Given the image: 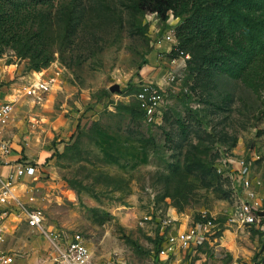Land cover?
<instances>
[{
	"label": "rangeland",
	"instance_id": "374dc122",
	"mask_svg": "<svg viewBox=\"0 0 264 264\" xmlns=\"http://www.w3.org/2000/svg\"><path fill=\"white\" fill-rule=\"evenodd\" d=\"M34 2L43 10L53 59L35 70L29 58L5 48L0 59L14 77L0 87H9V99L16 100L12 145L39 171L32 180L21 179L17 191L42 209L44 228L81 234L89 264H156L162 221L206 213L219 229L192 264H228L262 251L264 218L257 228H238L228 220L237 157L261 181L264 207L259 77L210 66L204 42L182 44L186 15L170 9L162 17L142 0ZM254 11L232 8L233 36L242 25L239 17L252 19ZM173 58L181 66L174 81L164 84L163 119L154 124L134 94L139 83L157 82ZM37 74L47 83L39 100L24 92ZM112 85L118 90L110 91ZM12 220L6 249L28 252L26 261L15 264L36 263L49 242L22 215Z\"/></svg>",
	"mask_w": 264,
	"mask_h": 264
},
{
	"label": "built area",
	"instance_id": "2783aa9c",
	"mask_svg": "<svg viewBox=\"0 0 264 264\" xmlns=\"http://www.w3.org/2000/svg\"><path fill=\"white\" fill-rule=\"evenodd\" d=\"M168 14L173 18L172 12ZM170 37L168 36V39ZM180 66L181 64L173 58L171 69L166 70L157 82H141L137 85L135 100L149 122L154 124L162 122L165 107L164 84L174 81L175 70ZM46 84L38 75L24 88V92L27 96L39 100ZM15 102V99L0 102V157L7 156L12 150L8 132L14 121ZM0 162L8 166L5 174L0 173V264H12L17 256L5 247L11 215L17 217L22 215L27 225L38 229L49 242L46 256L36 264H89L91 254L84 237L79 233L68 236L64 232L44 228L42 209L31 205L32 197L23 201L17 191L21 179L28 177L32 180L38 174L37 165L23 160L22 157L15 161ZM233 166L232 172L237 185L234 203L228 216L229 223L238 228L244 226L257 228L264 218V207L259 194L261 181L251 176L250 165L244 157L235 158ZM183 216L177 214L162 221L161 243L155 254L156 264H192L195 255L199 253V248L209 242L219 229L216 218L212 215L202 213L195 219L188 217L184 219ZM215 251L219 250L216 248ZM228 264H264V249L251 258L236 257Z\"/></svg>",
	"mask_w": 264,
	"mask_h": 264
},
{
	"label": "trees",
	"instance_id": "16d2710c",
	"mask_svg": "<svg viewBox=\"0 0 264 264\" xmlns=\"http://www.w3.org/2000/svg\"><path fill=\"white\" fill-rule=\"evenodd\" d=\"M34 1L0 0V55L10 48L15 57L29 58L30 67L39 70L52 61L53 54L41 23L43 10ZM142 1L152 4L162 17L169 9L176 15H186L180 26V41L184 45L204 42L205 46L200 45L208 51L210 66L244 78L259 77L264 87V0ZM232 8H254L256 14L252 19L239 17L242 25L236 36ZM228 40H232L230 45Z\"/></svg>",
	"mask_w": 264,
	"mask_h": 264
},
{
	"label": "crops",
	"instance_id": "0c3cea01",
	"mask_svg": "<svg viewBox=\"0 0 264 264\" xmlns=\"http://www.w3.org/2000/svg\"><path fill=\"white\" fill-rule=\"evenodd\" d=\"M13 77H14L13 70H10L9 69V65H6L0 59V83H2V82L6 83V82L12 80ZM10 95H11V91H10L9 87H7L6 85H3V86L0 87V102L1 101H5V100H8ZM13 99H15V98H13ZM15 128L17 129V124L13 121V123H12V125H11V127L9 129V132H8V137L10 138V140H11V134H14L15 133L14 132L16 130ZM18 157H22L21 151H20V149H18L15 146L12 145L11 152L7 156L0 157V160H4V161H6V160L15 161L16 159H18ZM7 170H8V166L7 165H4V164H2L0 162V173L1 174H5L7 172ZM12 217L18 218L17 216H12L11 215L9 217V227L14 225V222L12 220ZM44 250L46 251L47 249L44 248ZM45 251L44 252L43 251H40L41 258L44 255L46 256V253L47 252H45ZM16 254H17V256H15L14 261H13L14 263H12V264H15L18 261L19 262H23V261H26L27 260L28 252L26 254H24V253H20L19 251H16ZM41 258H39L38 260H40ZM38 260H37V262H38ZM36 263H34V264H36Z\"/></svg>",
	"mask_w": 264,
	"mask_h": 264
},
{
	"label": "water",
	"instance_id": "95a60500",
	"mask_svg": "<svg viewBox=\"0 0 264 264\" xmlns=\"http://www.w3.org/2000/svg\"><path fill=\"white\" fill-rule=\"evenodd\" d=\"M118 90V85H112L110 87V91H117Z\"/></svg>",
	"mask_w": 264,
	"mask_h": 264
}]
</instances>
